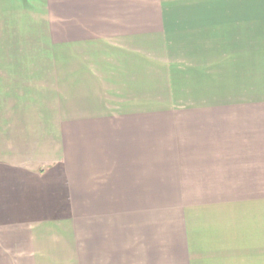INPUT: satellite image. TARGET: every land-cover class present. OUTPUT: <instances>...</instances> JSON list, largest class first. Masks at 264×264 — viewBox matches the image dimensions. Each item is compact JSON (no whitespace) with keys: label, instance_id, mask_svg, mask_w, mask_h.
<instances>
[{"label":"crops","instance_id":"1","mask_svg":"<svg viewBox=\"0 0 264 264\" xmlns=\"http://www.w3.org/2000/svg\"><path fill=\"white\" fill-rule=\"evenodd\" d=\"M3 170L0 264H264V0H0Z\"/></svg>","mask_w":264,"mask_h":264},{"label":"rangeland","instance_id":"2","mask_svg":"<svg viewBox=\"0 0 264 264\" xmlns=\"http://www.w3.org/2000/svg\"><path fill=\"white\" fill-rule=\"evenodd\" d=\"M165 1H167V2H176L178 0H165ZM179 1L180 2H182V1L190 2V4L193 5V4H200L201 2H204L206 0H179ZM44 13L45 12L41 11V14H40L41 17L37 18V16H35V19L43 21L42 18H44V16H43ZM29 14H31V13H29ZM29 16L31 17L32 15H29ZM19 38H21V37H19ZM27 39H28L27 42L30 44V48H29L30 51H34V49H36V47H37V49L40 52L43 51L42 48H44L45 45H44V43L42 41H40V43L38 44L37 41L29 42V37H27ZM20 49L23 50V48H20ZM40 59L41 60L43 59L42 62L38 61L40 64L41 63H45L46 60H47V59L44 60V58H40ZM40 59H38V60H40ZM174 61H169L168 64H170L171 62L174 63ZM104 93H105L107 98H112L113 91H111V90H107L106 91L105 90ZM170 96H172V93H169V98H170ZM158 99L160 101H163L164 100V95L160 94V96H158ZM170 101H172V100H169V102ZM58 102L59 101H57V103ZM170 103L174 104V101L170 102ZM56 105L59 108L58 110L62 111V106L61 105L59 106V104H56ZM106 108L108 109L106 111V113L116 112V107L112 106L111 102H110L109 106H106ZM61 114H62V112H61ZM53 167L54 168L51 171H48V172L47 171L46 172L45 171H41L40 172L41 174H40L39 181H38V183L39 182L40 183H39V185H36V188H35V193H34V196H35V199H36L35 201H37V200L42 201L43 200L42 203H44V204L40 205V203H41L40 201H38V203H36L35 201L31 202L30 201L31 199L29 198V195L32 196V192H28L27 193L26 190L23 188L22 194L24 195V198H23L24 199L23 200L24 205L22 207H20V210H26V207H28L29 209H34L35 207H37V205H38L39 209H43V208L45 209V208H49L50 207V209H52L51 211H56V212L66 209L67 200L65 198H59V196L55 194V191L62 189L64 187V184L66 183L65 180H64L65 178L62 175L60 176V172L63 173V170L59 169L58 164H54ZM6 173L7 172H5L4 170L0 171V197H2V199L4 200V201L1 200V202H0V213H3V214L5 212H3L2 210L5 211V210L8 209V208H6V206L7 205L10 206L9 205L10 202L6 199V195H7L6 192L8 190V184H6V182H4L6 180L5 177H7L6 175L8 174V173L7 174ZM60 178L63 179V180H60ZM26 181L27 180H23V179L19 178V187H21L20 186L21 183H25ZM34 181H36V179ZM54 181H57V182H54ZM23 186H24V184H23ZM20 189L21 188H19V193H20ZM46 191H48V194H47ZM49 194H50V197L52 199H55V201H51V202L50 201H46V197ZM56 197H58L60 200L58 201V199ZM1 204H5V205H1ZM28 204H29V206H28ZM30 206H32V207H30ZM0 220H3V219H0Z\"/></svg>","mask_w":264,"mask_h":264}]
</instances>
